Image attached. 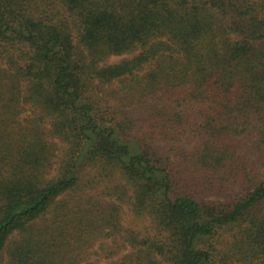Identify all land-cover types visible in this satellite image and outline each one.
Masks as SVG:
<instances>
[{"label": "trees", "instance_id": "obj_1", "mask_svg": "<svg viewBox=\"0 0 264 264\" xmlns=\"http://www.w3.org/2000/svg\"><path fill=\"white\" fill-rule=\"evenodd\" d=\"M0 61V264H83L97 243L129 247L111 264H264V0H0ZM44 119L66 146L49 179ZM123 204L148 225L123 227Z\"/></svg>", "mask_w": 264, "mask_h": 264}, {"label": "rangeland", "instance_id": "obj_2", "mask_svg": "<svg viewBox=\"0 0 264 264\" xmlns=\"http://www.w3.org/2000/svg\"><path fill=\"white\" fill-rule=\"evenodd\" d=\"M122 56H111L107 59V63H115L118 62ZM0 65H2V62L0 61ZM118 83L113 82L112 84H109L105 91L111 92V90L117 88ZM105 91H99L97 95V99L100 100V109L105 110L107 112V115L113 116L115 115V118L117 121H120L122 119V113L129 112L131 113V110L125 108L121 105L119 102V97L114 96L110 97L106 94ZM93 96V95H92ZM95 99V96L93 97ZM135 112V111H134ZM139 111L136 110L135 115L131 119L133 124V130L129 131L128 134H137L138 136L144 131L140 127L141 123L143 122L142 116L137 115ZM118 113V114H117ZM40 116V113L37 109H31L29 105H25L23 113L19 116V122L22 124L26 123L29 119H37ZM137 119V120H136ZM38 125L43 130L44 136L42 137L45 142L48 143L49 149H50V161L49 163L40 171V176L46 179H49L51 177H54L57 175L58 168L62 162V160L66 157V146L64 142H62L59 138L52 136L49 133L50 124L47 119H44V121L41 123L38 121ZM190 121L187 122L189 124ZM193 123V120L191 121ZM190 123V124H191ZM131 136L128 135V138ZM168 145V144H167ZM155 147L156 151L160 152V154L163 153L164 149L167 148L166 142L162 141L161 137H157L155 140ZM170 147V146H168ZM264 170V163L261 164L260 171L263 172ZM82 177V182L84 185L87 186V190L91 193H94L96 196H102L103 191L105 187L108 185V181L105 182L103 179L99 178L95 171L91 168H86L83 170V172H80L79 174ZM245 187H238L227 193L224 197V200H233L234 196L236 194L241 195L244 193ZM221 198H223L221 196ZM222 200V199H221ZM121 222L122 226L125 228L132 227L133 229H143L145 226L148 225V222L146 220H141L136 217H134L129 207L125 204L122 205V215H121ZM221 235L216 236L213 238L211 243H213V246L216 248H222L224 241L229 240L230 236L229 233L221 232ZM100 252V246L99 243H97L91 250V254L88 258V260L83 264H111L114 261H117L121 259L123 256H125L129 252V247L121 250L117 255H114L110 258H105L99 255Z\"/></svg>", "mask_w": 264, "mask_h": 264}]
</instances>
